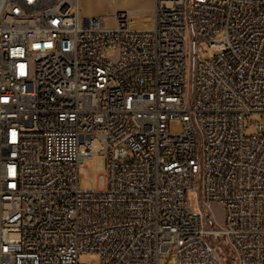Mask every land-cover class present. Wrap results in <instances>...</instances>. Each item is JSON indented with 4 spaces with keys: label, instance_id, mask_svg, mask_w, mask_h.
Here are the masks:
<instances>
[{
    "label": "built area",
    "instance_id": "built-area-1",
    "mask_svg": "<svg viewBox=\"0 0 264 264\" xmlns=\"http://www.w3.org/2000/svg\"><path fill=\"white\" fill-rule=\"evenodd\" d=\"M113 22L0 0V264H224L210 238L264 264V122L244 130L264 118V0H153L149 28Z\"/></svg>",
    "mask_w": 264,
    "mask_h": 264
},
{
    "label": "rangeland",
    "instance_id": "rangeland-1",
    "mask_svg": "<svg viewBox=\"0 0 264 264\" xmlns=\"http://www.w3.org/2000/svg\"><path fill=\"white\" fill-rule=\"evenodd\" d=\"M114 2V5L112 2ZM81 12L83 17H105L107 27L114 28L113 13L115 10L123 11L131 17L136 18L137 27L150 26V10L152 9V0H80ZM114 7V8H113ZM191 30V28H190ZM201 59L214 56L207 44H200ZM187 92L190 96L193 94V74L192 70L188 74ZM264 122V118L259 114H250L244 121L245 135L252 136L258 133V127ZM107 168V157L96 153L91 159L85 161V167L81 168L80 173L83 175V186L88 191H101L105 187L104 173ZM211 218L218 224H222L224 211L221 205H214L209 211ZM212 247L217 251L224 264H237L230 248L225 241H215L210 238ZM81 263L88 261L99 262V257L95 254H84L80 257Z\"/></svg>",
    "mask_w": 264,
    "mask_h": 264
},
{
    "label": "crops",
    "instance_id": "crops-1",
    "mask_svg": "<svg viewBox=\"0 0 264 264\" xmlns=\"http://www.w3.org/2000/svg\"><path fill=\"white\" fill-rule=\"evenodd\" d=\"M152 6H153V0H152ZM152 8V7H151ZM140 28H143V29H146V28H149V27H145V26H140Z\"/></svg>",
    "mask_w": 264,
    "mask_h": 264
},
{
    "label": "bare ground",
    "instance_id": "bare-ground-1",
    "mask_svg": "<svg viewBox=\"0 0 264 264\" xmlns=\"http://www.w3.org/2000/svg\"><path fill=\"white\" fill-rule=\"evenodd\" d=\"M112 4L114 5V2L112 1Z\"/></svg>",
    "mask_w": 264,
    "mask_h": 264
}]
</instances>
